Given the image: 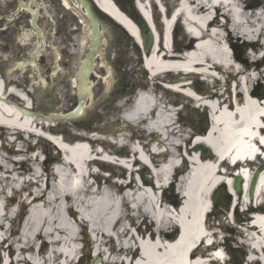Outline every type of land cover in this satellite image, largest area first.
Instances as JSON below:
<instances>
[{"label": "bare ground", "instance_id": "1", "mask_svg": "<svg viewBox=\"0 0 264 264\" xmlns=\"http://www.w3.org/2000/svg\"><path fill=\"white\" fill-rule=\"evenodd\" d=\"M19 1L21 10L33 11L29 1ZM32 1L39 10L38 0ZM58 1L84 22L81 4L76 0ZM94 1L126 29L135 48L139 49V19L125 13L127 8L118 2ZM139 1L144 12V17L141 13L140 16L149 32L150 17L145 14V4L153 9L157 4L155 0ZM180 2L178 22L159 31L162 43L152 44L146 52L147 63L154 82L169 81L171 89L177 91L175 96L192 103L208 104L216 111V123L208 135L201 136L202 129H184L187 124L178 126L176 111L166 107L165 96L157 93L153 86L145 93L136 92L138 85L125 93L124 80L141 84V76L135 70L134 59L117 40L104 46V34L92 66L83 62L89 54L87 44L91 30H88L77 40L79 50L72 51L78 56L67 66L69 72L61 74L63 69L56 61L51 69V81L43 78L38 64L43 48L38 45L41 37L35 34L39 31L37 27L27 30L22 26L21 32L9 43L14 50L0 51V139L5 142L0 147V264H6L1 258L3 252L11 258L8 264H75L82 253L77 249L81 242L77 227L84 225L92 229L95 240L80 264H242L245 252L244 264H264V217L254 218L238 212L241 207L250 211L253 203L257 206L260 200L264 201L263 161L258 165L257 187L250 199L252 205L239 198L242 191L237 194V200L234 198L239 224L244 222L243 227L224 225L225 235L219 232L217 238L214 237L213 247L203 246L212 241L208 225L204 223L212 192L216 189L219 199L230 195L225 189L226 195L220 190L223 178L230 176L227 168L222 170L227 166L226 161H221L254 158L259 141L264 145V0ZM163 3L168 8L175 7L172 0H163ZM39 14L34 13L35 20ZM156 14L158 12L154 11L153 19L157 24ZM181 20L188 22L192 30L182 28ZM104 30L110 33L105 27ZM172 42L177 49L175 53ZM184 52L187 54L182 55ZM51 54L61 56L57 50ZM203 69L217 72L219 78H214V82L225 85L226 90L214 92L209 86L198 84L192 72ZM92 78L107 89V95L116 94L112 104L98 105L102 119L109 121L110 128L119 129L115 144L81 135L76 143L70 144L68 159L54 156L50 151L54 143L40 137L39 128L47 134L51 132V136L60 132L44 120L45 115L36 112V95L40 91L52 94L51 102L56 106L60 101L58 93H54L56 87L69 84L75 87L78 101H83V105L91 102L92 108L97 105L96 83ZM258 87H263L262 92ZM87 109L88 106L85 113ZM77 121L86 119L78 116ZM117 123H123L124 128ZM25 133L27 139H24ZM9 134L16 135L21 142H10ZM129 138L131 144H128ZM37 140L39 145L34 144ZM136 140H140V145ZM42 142L48 144L44 149ZM99 145L103 150H98ZM204 148L209 154L200 156ZM39 151L47 156L43 163ZM185 152L192 165L190 170L179 166L181 158L187 163ZM54 161L60 165L56 170L49 166ZM97 161L113 169L104 184L103 176L92 167ZM254 165L247 164V179L249 168ZM96 174L98 179L92 182ZM138 176L142 185L138 183ZM10 192L22 195L20 208L32 207L18 235L14 232L10 235L6 225L8 221L13 223L11 208L15 199L9 196ZM81 220L84 225L79 223ZM213 229L217 230L216 226ZM199 242L203 245L191 253ZM234 244L244 252L233 255L231 260ZM94 254L97 262L91 261Z\"/></svg>", "mask_w": 264, "mask_h": 264}, {"label": "rangeland", "instance_id": "2", "mask_svg": "<svg viewBox=\"0 0 264 264\" xmlns=\"http://www.w3.org/2000/svg\"><path fill=\"white\" fill-rule=\"evenodd\" d=\"M44 1L46 3L45 6H48V8L50 9V10L47 9L46 11L51 12V14L56 19L61 20V16L63 15V14H61V11H63L62 10L63 8H60L61 6L59 7V5H58L59 2L57 0H44ZM127 1L128 0H118V2L121 3L122 5H128ZM172 1L175 4V0H172ZM38 3L40 4V2H38ZM41 5H43V4H41ZM0 6H1L0 7V51L6 52L8 50H11V52H12V49H10V45L8 44V42L12 41V39L20 31V27L22 25L26 26L28 24L27 20H29V19L27 17H25V19H23L22 22H18L19 17H21V13L17 12L19 10V8L17 9L18 0H0ZM45 6L43 5V7H45ZM65 14L68 15L70 17V19H73V16H71L69 13H65ZM133 14L138 15V12L135 11V12H133ZM1 17H3V19H1ZM46 17H48V16H46ZM42 21H41V23L44 24ZM123 31H124V29H123ZM125 34H126V32H125ZM125 36H126V38L125 39L123 38V41L121 42L122 36L115 32L114 41L115 40L120 41L119 44L122 46L123 50L124 51L128 50V52H129L128 55H130V58L134 59L135 70L138 72L139 76L142 77V71L144 72V70L142 69L141 65L138 64L139 63L138 59L140 58V56H142V51L135 48V46L132 43V40L130 39V36H128V34H126ZM65 49L66 48L61 47V51H62L63 55H62V59L59 63L61 64V66L63 68L65 67L62 70V72H69L68 70H66V68H67L66 66H68L71 63V61H72L71 57L72 56L69 52L70 50H65ZM48 52L53 53L54 51H48ZM114 58L115 57H113V59ZM43 61L45 63H47L48 67H52V68L55 67V65H54L55 61H54V55L53 54H51V55L47 54L43 58ZM141 62H142V60H141ZM42 72L44 75V73H45L44 69H42ZM46 72H48V70ZM140 80H141V78H140ZM24 81H26V78H24ZM199 82H201V84H202V81H199ZM233 84L234 83L232 82L231 85H233ZM137 85L138 86L142 85L146 88L148 83H144L141 81V84L134 85V83L129 82L123 86V91L124 92L127 91L128 88L129 89H131V88L136 89ZM209 86L210 87L212 86L211 81H209ZM259 87H258V89L262 92L263 87H261V88H259ZM219 89L225 91L226 87L223 84L221 86L217 85V87H215L213 89V91L215 92ZM106 90L107 89H104L102 86H98V83H97V86L95 88V95H96L95 104H97V105L92 107V108L89 107V109H87L86 114H85L86 121L91 120L90 121L91 124L89 125V133L86 132L81 127L79 128V127L75 126L74 123H72V122L61 121L59 119H53L51 121H46V122L50 123V126L52 128L58 129L60 132V135L51 137L49 135L51 132H49V131H48V133H49L48 135L56 142H58V141L60 142V139L62 136H65L67 141L70 140L71 142H73V141L77 140V138L81 135L91 137V139H93V140L100 139L102 137L105 140H108V138H111V139L113 138V140H114L115 136L112 133H114V131L116 129L110 128L109 121L104 119V118L102 119V116L100 115L101 110L98 109L99 104H101L102 106L112 104L114 99L116 98V96L114 97V94L112 95L113 96L112 98L110 95H107ZM136 92H137V89H136ZM118 94H119V92H118ZM42 96L43 95L41 93H39L35 98L36 111H39L40 113H42L45 116H49V115L55 116V115L68 114L71 112L73 107L77 104V99L75 98V91L72 89V87L70 85H67L64 89H62L60 91L59 97L61 99L58 103H56V106H54V103H52L54 100L53 97H49V96L45 97L44 96L45 98H47L49 100V102H46V101H44ZM165 99L166 100H170V99L178 100L179 104H181V103L187 104V101H188L186 99H183L180 96L176 98L171 94H167ZM51 100H52V102H51ZM166 100H165V102H166ZM94 111H96V113H94ZM97 112H99V113H97ZM201 114H202L201 109L199 110L198 108H196V105L194 103L193 104L192 103L187 104L185 109L181 112L180 122L182 124L187 123L188 125H192L194 127L192 129V127H190V126H185L184 129H186V130H194V129H201V128L206 129L207 125L205 124L204 121H202L204 119L203 118L201 119ZM117 124H119V126L121 128H123V126H124L123 123H117ZM39 132L42 133L41 128H39ZM128 133L130 136V132H128ZM129 140H130V138L128 139V141ZM45 146H48V144L46 142H42L41 148L44 149ZM50 151L54 156L57 155L58 150L54 146L50 147ZM39 154H40L41 160L47 159V156L44 153V151H39ZM59 155H60V153H59ZM60 157H63V155H61ZM56 164L57 163L54 161V162L49 163V166L52 169L54 167V165H56ZM104 168L106 170L105 172H108V171L113 172V169L110 168L108 165L104 166ZM185 169H188V166ZM148 176H150V174ZM102 182L104 184V180H102ZM9 196L14 197V199H15L14 204L12 205V208H11L12 209L13 223L8 221L6 225L8 228H10V231H9L10 235L13 234V232L16 235H18L22 230V224L25 221L28 213H30V211L32 210V207H30L29 205H27L23 209L19 207V202L22 200V195H20V193L19 194H17V193L13 194L10 192ZM219 212H221V214L215 213V215H220L222 217V220L220 222L221 226H224V225L228 226L229 225V226H234V227H243L242 224H244V222L239 224L240 222L237 221V224H239V225H234L228 219L227 213L225 211L222 212V210H221ZM236 218L238 219V215H236ZM228 235L232 236L230 233ZM5 247H7V245H5ZM235 247L236 246L234 244L233 248H235ZM89 250H90V247H89ZM235 250L238 251L237 249H235ZM4 255H5V253L3 252L1 254V258H3ZM91 261L92 262L96 261V258L92 255H91Z\"/></svg>", "mask_w": 264, "mask_h": 264}, {"label": "flooded vegetation", "instance_id": "3", "mask_svg": "<svg viewBox=\"0 0 264 264\" xmlns=\"http://www.w3.org/2000/svg\"><path fill=\"white\" fill-rule=\"evenodd\" d=\"M49 25L50 24L47 23L46 27H49ZM52 25L54 27V31L50 35L49 40L47 37H42L40 39L42 46H46L50 49H52V47L56 48V46L69 47L72 38L71 26L74 25V23L68 19H63L62 21L54 22ZM76 30L77 29H75V31Z\"/></svg>", "mask_w": 264, "mask_h": 264}, {"label": "water", "instance_id": "4", "mask_svg": "<svg viewBox=\"0 0 264 264\" xmlns=\"http://www.w3.org/2000/svg\"><path fill=\"white\" fill-rule=\"evenodd\" d=\"M80 1H82L85 4V6H86L87 15H88L89 19L94 22V39L96 40V43H99L100 42V35H99V32H98V25L101 22L97 18H95L94 14H93V12H92V10L90 8L89 3L87 1H85V0H80ZM147 41H148L147 42V47L149 48V46L151 45V39L148 38ZM94 51L95 50H93L92 52L94 53ZM88 63L91 64L90 61H88ZM81 109H82V105L79 107V109L77 110L76 113L77 114L80 113ZM68 118H72V116L68 117ZM237 188L239 190V184L237 185ZM252 192H253V190H252Z\"/></svg>", "mask_w": 264, "mask_h": 264}]
</instances>
